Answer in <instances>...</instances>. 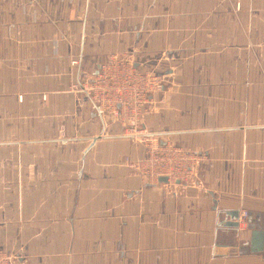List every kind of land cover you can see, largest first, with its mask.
Returning <instances> with one entry per match:
<instances>
[{
	"label": "crops",
	"instance_id": "crops-1",
	"mask_svg": "<svg viewBox=\"0 0 264 264\" xmlns=\"http://www.w3.org/2000/svg\"><path fill=\"white\" fill-rule=\"evenodd\" d=\"M112 55L162 77L141 125L203 150L193 184L142 180L140 139L78 90ZM0 250L264 264V0H0Z\"/></svg>",
	"mask_w": 264,
	"mask_h": 264
},
{
	"label": "built area",
	"instance_id": "built-area-1",
	"mask_svg": "<svg viewBox=\"0 0 264 264\" xmlns=\"http://www.w3.org/2000/svg\"><path fill=\"white\" fill-rule=\"evenodd\" d=\"M82 81L78 90L110 119L122 124L127 135L140 139L144 148L143 157L136 160L126 158L125 164L142 180L157 185L161 178H165L169 185L185 186L196 181L205 159L201 148L189 150L160 141L155 136H147L142 128L150 95L163 87V79L158 73L139 70L131 60L112 55L99 67L95 76L84 77ZM60 134H63V130L53 131L51 137L54 139ZM247 217L246 212L241 213L238 228H245ZM242 244L239 240L237 248L240 249ZM0 264H12L10 255L3 250H0Z\"/></svg>",
	"mask_w": 264,
	"mask_h": 264
},
{
	"label": "water",
	"instance_id": "water-1",
	"mask_svg": "<svg viewBox=\"0 0 264 264\" xmlns=\"http://www.w3.org/2000/svg\"><path fill=\"white\" fill-rule=\"evenodd\" d=\"M159 182H160V183H166V179H165V178H161V179L159 180ZM233 217H234L233 220H234L235 222H233L232 224H229V226H230V227H234V228H236V227H237V222H236V221L238 220V216L234 214ZM231 218H232V217H231Z\"/></svg>",
	"mask_w": 264,
	"mask_h": 264
}]
</instances>
